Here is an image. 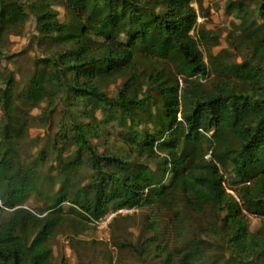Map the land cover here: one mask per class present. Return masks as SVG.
Listing matches in <instances>:
<instances>
[{
  "label": "trees",
  "instance_id": "1",
  "mask_svg": "<svg viewBox=\"0 0 264 264\" xmlns=\"http://www.w3.org/2000/svg\"><path fill=\"white\" fill-rule=\"evenodd\" d=\"M194 1L0 0V42L21 33L29 9L41 41L56 46L42 51L19 91L14 74L0 87V212L11 210L0 219V264H52L49 240L65 221L64 203L90 221L144 207L155 217L158 211L174 213L173 230L183 246H171L156 231L138 245L124 241L140 259L149 254L160 264H264V221L251 232L247 217L264 218V0H227L239 20L241 32L234 36L240 61L212 52L213 31L197 27ZM54 5L64 9L63 19ZM142 57L154 62L152 70L139 68ZM118 79L111 96L106 88ZM152 91L161 105L157 114ZM66 93L69 135L62 139H69L74 153L58 159L52 180L42 176L38 159L23 163L22 148L38 118L31 110L46 102L39 117L46 124ZM81 102L114 107L131 124L161 125L128 134L135 155L132 149L100 153L91 141L99 136L97 122L79 108ZM31 194L46 207L24 208ZM207 209L214 236L209 246L222 254L210 263L188 220L189 213ZM151 219L147 215L155 229Z\"/></svg>",
  "mask_w": 264,
  "mask_h": 264
},
{
  "label": "rangeland",
  "instance_id": "2",
  "mask_svg": "<svg viewBox=\"0 0 264 264\" xmlns=\"http://www.w3.org/2000/svg\"><path fill=\"white\" fill-rule=\"evenodd\" d=\"M21 1L26 3V0ZM193 6L198 11L197 27L203 26L213 31L212 52L214 54L225 53L231 59L240 61V52L235 50L238 40L234 36L241 32L238 27L239 20L229 13L227 0H195ZM53 7L59 11L60 18L63 19L64 9L58 5ZM26 13L27 17L21 33L5 35L0 42V87L2 89L10 74H14L16 89L19 91L22 83L27 82L34 73L36 60L42 58V51L51 52L56 49L55 45L41 41L33 14L29 9H26ZM138 66L142 69L152 70L155 65L154 62L148 63V59L143 58ZM120 83L121 80L118 79L117 82L106 88V92L114 96ZM68 96L69 94L66 93L56 102L54 111L49 113L50 119L46 124H43L39 118L44 113L46 102H42L38 108L31 110V115L38 118L34 121L35 125L30 128L28 138L26 137L22 148L23 163L31 165L38 159L37 167L40 168L42 176H50L52 180L59 173L58 159L67 160L74 153V146L69 139H62V133L69 135V121L66 113L70 103ZM152 96L151 100L154 102L152 112L157 114L161 105L154 91H152ZM75 102L78 103L76 100ZM79 108L86 109L88 115H92V121L97 122L99 136L92 137L91 141L100 153H119L121 150L126 154L128 150L131 152L133 150L134 153H132L135 155L136 146L128 142V134L130 135L132 131L140 132L142 129L149 133L155 132L161 125L159 122L152 123L149 120H138L135 124H131L120 110L114 107L104 108L90 102H81ZM1 117L0 110V121ZM149 166L154 170L156 164L151 162ZM81 172L82 176L86 177L90 174V169L84 164ZM169 178L170 174L168 173L166 181ZM224 185L227 191L236 197L237 192L234 191L233 186L231 189L229 188L228 179ZM179 204L180 211L184 215L183 205L181 202ZM23 207L30 211H36L46 207V202L37 195L31 194ZM10 211L0 212V219L7 218ZM112 213L118 214L108 218ZM61 215L65 217V221L56 228L49 240V247L52 249V264H160L158 259L152 258L149 254L144 255L141 259L137 258L124 246L126 245L124 241L138 245L155 231L161 233V236L165 235V239L171 246L178 248L183 246L182 240L180 242L176 240V233L173 230L171 220L174 213L167 210L156 212L155 217L150 209L144 207L128 212H111L99 221H90L88 216L78 208L64 203ZM147 215L152 217L151 220H156L155 229H151L147 223ZM247 217L249 231L255 232L262 226L264 218L250 213H247ZM107 218L108 222H106ZM114 218L116 220L113 222ZM188 218L191 223V236L202 238L203 243L200 248L208 253L207 263L221 259L222 254L219 248L209 246L211 242L213 243L211 238L213 235L208 233L211 231L209 227L211 211L207 209V212L202 215L189 213ZM228 264H234V261H230Z\"/></svg>",
  "mask_w": 264,
  "mask_h": 264
},
{
  "label": "built area",
  "instance_id": "3",
  "mask_svg": "<svg viewBox=\"0 0 264 264\" xmlns=\"http://www.w3.org/2000/svg\"><path fill=\"white\" fill-rule=\"evenodd\" d=\"M128 211H131V210L123 209V210H119L118 212H128ZM113 215H115V213H112L110 216H108V218H110ZM108 218H107V221L106 222H108V220H109Z\"/></svg>",
  "mask_w": 264,
  "mask_h": 264
}]
</instances>
